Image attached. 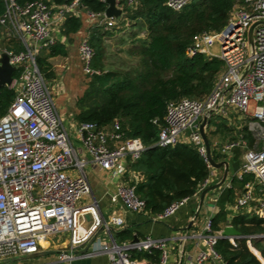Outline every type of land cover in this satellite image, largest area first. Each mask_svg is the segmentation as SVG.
I'll use <instances>...</instances> for the list:
<instances>
[{
    "label": "built area",
    "instance_id": "obj_1",
    "mask_svg": "<svg viewBox=\"0 0 264 264\" xmlns=\"http://www.w3.org/2000/svg\"><path fill=\"white\" fill-rule=\"evenodd\" d=\"M4 2L5 10L0 13V39L16 38L24 49H5L20 74L10 86L16 91L15 98L0 116V260L39 252L43 243L67 233L69 243L60 253L61 260L105 252L110 257L108 264H145V260L132 258L130 250L155 247L162 251L158 264H167L169 244L174 241L179 243V263L176 264H183L186 237L147 236L137 242H118L113 230L124 223V218L115 213L106 218L93 196L88 169L104 170L116 182L112 201H121L129 211L147 213L146 201L136 192L140 174L131 170L130 164L139 159L148 146L139 138L128 137L118 119L106 126L76 120V126L70 123L68 128L52 95L51 83L37 65L39 52L56 45V29L63 26L68 16H80L85 11L88 20L105 24L106 29L115 26L117 19L108 17L106 10H89L82 0L60 4L46 0L23 4L18 0ZM126 2L135 7L140 0ZM191 2L165 0V4L176 11ZM116 3L122 8L123 16L124 0H116ZM256 22L252 54L248 32ZM185 52L189 57L197 54L218 57L224 61V69L205 98L185 97L168 102L165 124L160 128L156 144L185 142L196 146L210 169L198 196L204 188L218 181L215 180L217 168L208 159L200 131L204 116L212 120L217 115L228 116L233 110L248 118L249 129L255 137L252 147L241 134L225 142L210 141L211 150L227 161L235 150H242L238 177L247 173L253 175V179L245 183L229 209L233 215L247 211L264 217V0H243L233 8L221 30L196 34ZM95 53L90 34L84 35L79 43V57L84 74L90 77L102 72L93 66ZM251 59L252 66L241 77ZM251 103L253 110H250ZM85 198L90 199L82 202ZM189 199L174 201L152 219L166 220ZM212 218V214L206 218L200 234L203 247L184 264H224L216 244L224 238V227L232 225L231 219L222 229L215 230ZM100 228L109 232L111 240L93 251L77 252ZM227 238L235 244L233 236Z\"/></svg>",
    "mask_w": 264,
    "mask_h": 264
},
{
    "label": "trees",
    "instance_id": "obj_2",
    "mask_svg": "<svg viewBox=\"0 0 264 264\" xmlns=\"http://www.w3.org/2000/svg\"><path fill=\"white\" fill-rule=\"evenodd\" d=\"M28 1L33 0H18L22 4ZM46 1L60 4L72 0ZM82 3L96 12L105 11L108 5L105 0H82ZM242 3L243 0H192L176 11L169 8L165 0H140L135 7L124 0V15L117 19L115 26L108 30L105 24L96 23L90 28V43L96 51L93 66L102 72L90 77L76 101L75 117L79 122L93 121L101 126L111 125L118 119L128 137L139 138L148 146L141 157L130 164V169L140 174L136 192L146 201L145 214L151 219L174 201L186 197L192 199L210 174L207 162L194 144L178 142L160 146L156 142L160 128L165 124L168 102L185 97L205 98L224 69L222 59L204 54L189 57L186 48L196 34L221 30L233 8ZM4 10L5 2L0 0V13ZM83 27L84 20L71 15L62 27V34L71 39ZM116 34L120 51L133 59L123 68L108 66L106 62L109 47L106 38ZM0 43L8 50L24 49L16 38H5ZM66 54V45L58 43L37 56V65L48 81L56 78L50 58ZM19 74L20 70H16L14 77ZM15 95L14 88L0 87V116L6 113ZM225 118L228 119L220 115L212 117L208 128L210 141L215 133H220L225 140L236 139L235 128L229 127ZM212 125L216 126L214 131ZM238 132L243 134L250 147L254 145L255 137L247 124ZM241 151L235 150L229 160L234 173L231 187H226L217 201L219 210L212 218L215 230L228 223L227 206L235 202L245 183L253 179V175L247 173L238 177ZM213 156L216 161L223 159L215 150ZM230 224L243 237L235 238V244L228 238L218 240L216 249L224 264H264V217L243 211L234 214ZM113 234L118 242L131 241L135 236L130 228L115 229ZM130 254L132 258L145 260V264H158L162 258V251L155 247L132 249Z\"/></svg>",
    "mask_w": 264,
    "mask_h": 264
},
{
    "label": "crops",
    "instance_id": "obj_3",
    "mask_svg": "<svg viewBox=\"0 0 264 264\" xmlns=\"http://www.w3.org/2000/svg\"><path fill=\"white\" fill-rule=\"evenodd\" d=\"M79 17H81L84 20V26L85 25L86 26L84 29L80 30L78 33L72 35L71 39L62 34L63 26L59 29H56L57 38H58V41L56 44L58 43L65 44L67 47V54L57 55V56L50 58V61L56 72V78L49 80L51 84L53 83L52 84L53 88L57 86L58 81L61 78H66L67 82H69L71 78L75 76V75L72 76V74L70 73L73 66L76 65L79 68L81 67L82 62L79 57V43H80L81 38L84 35L90 34V28L95 23L87 19V14L85 11H82ZM1 40L3 39H0V41ZM45 50L47 52L49 51V49H45ZM58 108L60 111V109H62L63 107L59 105ZM70 116L73 118V120L74 119L77 120L74 113L71 114ZM62 117L64 118L65 122H67V119H66L67 117L64 115V113L62 114ZM226 117L230 118V115ZM215 129L216 128L212 127L213 131ZM228 140L230 139L225 140L220 133H215L213 135L214 142L215 141L225 142ZM233 156H231L230 158H232ZM220 169L223 170V168H220ZM220 169H217L216 171V177H215L216 181L222 177V176L220 177V174H219ZM229 174H230V170H229ZM88 176H89L90 183L92 186L93 196L98 201L99 206L104 216L108 218L110 214L115 213V214L121 215L124 218V223L119 227H115L114 230L130 228L133 230L134 234L139 239L146 238L147 236H151L153 238H171L175 236H184L186 237V239L184 241L183 264L184 262L187 261L189 257H195L198 251L203 247V241L200 238L203 225L205 223L206 218L210 214L214 215L216 212H218L219 206L217 204V201L219 199L220 194L223 191V190L221 191L215 190L206 196L205 202L200 210L199 216L196 218L191 228L186 229V226L189 224L190 220L192 219L197 209L198 199H194V198L189 199L185 204L181 206V208L173 216L167 218L166 220L156 221V220L151 219L147 214L143 212H133V211L127 210L121 201H118V202L112 201L111 194L115 190L116 182L112 178L109 172L104 171V170L95 171V170L88 169ZM97 176H101V181H99ZM226 181H227L226 187H228V184H231V178L227 179ZM107 196L110 199V204L114 206V209L108 216H106L105 214V205L102 204V200L106 198ZM91 199H93V197H91ZM227 209L229 212L228 218L231 219L233 212L232 210L229 209V205L227 206ZM63 235L52 237L51 239H49L48 241L42 244L40 251L54 250L56 251L54 253L46 254V255H42V256H38L34 258H22V259H16V260L6 258L3 260H0V264H108L109 263V258H110L109 254L105 252H98L91 256H76L72 260H61L60 253L68 246V243H69L68 236L67 237L64 236L63 238ZM110 240H111V235L106 229H104L99 234L96 241L93 243V245H91L88 251H93L97 249L98 247H100L102 244ZM86 245L78 248L76 251L81 253V250H83L86 247ZM178 250H179V243L171 241L169 244V249H168L169 253H168L167 264H176L177 262L179 263ZM55 253H57V255H55ZM11 258H14V257H11Z\"/></svg>",
    "mask_w": 264,
    "mask_h": 264
},
{
    "label": "rangeland",
    "instance_id": "obj_4",
    "mask_svg": "<svg viewBox=\"0 0 264 264\" xmlns=\"http://www.w3.org/2000/svg\"><path fill=\"white\" fill-rule=\"evenodd\" d=\"M86 24V23H85ZM86 26V25H85ZM85 26L83 27V29L85 28ZM122 34V33H118ZM118 35H114L111 37L106 38L107 44L109 45L108 49H107V57H106V62L108 64V66H116V67H126L128 66V64H130L133 59H130V57H128L124 52L120 51L121 45H118V40L117 38ZM76 38V37H74ZM125 47H127L125 45ZM5 49V47L3 46L2 43H0V53ZM46 52L45 49H42L39 52V55L44 54ZM70 71V70H69ZM70 73L73 75H75L73 78H71V80L69 82H67L66 78H61L58 81V84L55 88L52 87L51 84V92L52 95L55 99L56 104L61 105L63 108L60 109V113H64V115L67 117V122L66 125L69 128V126L71 127V125L73 124L74 126H76V120L70 116L71 114H76L77 112V108H76V101L78 99V97L84 92L85 88L87 87V84L90 80V76H87L83 73L82 71V63H81V67L79 68L78 66H73V68L71 69ZM254 109V104L251 103L250 104V110ZM229 115L230 118L226 119L227 120V124L229 127H234V135H236V138H239L241 133H239V128L242 125L245 124H249V119L245 118L244 116L240 115L239 113L230 110L229 111ZM72 121V122H71ZM70 123H72L71 125H69ZM213 128H216L215 125H212ZM211 141L213 142V136L211 138ZM240 159H241V163H242V151H241V155H240ZM230 174L228 176L227 179L231 178V175L234 173V166L233 164L230 167ZM90 170V169H89ZM219 174L220 177L223 174V170L220 169L219 170ZM97 178L99 179V181H101V176H97ZM220 180V179H219ZM226 183L227 181L220 187L218 188V191L224 190V188L226 187ZM89 198H85L84 200H82V202H87ZM102 204L105 205V214L106 216H108L112 210L114 209V206L110 204V199L107 196L106 198H104L102 200ZM67 237L68 234H64L63 238ZM57 237V236H55ZM55 255H57V253H55Z\"/></svg>",
    "mask_w": 264,
    "mask_h": 264
},
{
    "label": "water",
    "instance_id": "obj_5",
    "mask_svg": "<svg viewBox=\"0 0 264 264\" xmlns=\"http://www.w3.org/2000/svg\"><path fill=\"white\" fill-rule=\"evenodd\" d=\"M106 2L108 4L107 8H106V15L108 17H114L116 19H120L122 17L123 10H122V8L117 6L116 0H106ZM257 24H258V22L253 23L250 26L249 32H248V37H249V42H250L252 54L254 53V31H255ZM252 63H253V60L251 59L248 66L243 71L241 77L246 75V73L248 72V70L252 66ZM16 69H17V67L15 65L11 64V62H10V57H9L8 52L3 50L0 53V87L3 85H7V86L12 85V83L14 81V72L16 71ZM233 85L230 88H232ZM210 122H211V118L208 117L207 115H205L201 124H200V131H201L202 137L205 141L209 161L211 162V164L215 168H217V169L223 168V174H222V177L220 178V180H218L217 182L207 186L206 188H204L201 191V193L198 196L196 195L193 197L194 199H198V206H197V209H196L192 219L190 220L189 224L186 226V229H190L191 226L194 224V222H195L196 218L198 217L200 210H201V208L205 202L206 196L209 193H211L212 191L220 188L226 182L228 174H229V167H230L229 161H227V160L216 161L214 156H213V153L211 150L210 138H209L208 133L206 131V127L210 124ZM103 230H104V228H100L98 230V232L88 242L86 247L83 250H81V253H85L89 250L91 245H93V243L96 241L97 237L99 236V234ZM222 235L224 238H227L228 236H233L234 238L243 237L241 232L233 225L225 226L223 231H222ZM137 241H139V238L135 235L132 242H137ZM54 252H56V251H54V250L39 251L36 253H31V254H27L25 256H19V257H14V258H10V259L16 260V259H22V258H34V257L46 255V254H51Z\"/></svg>",
    "mask_w": 264,
    "mask_h": 264
}]
</instances>
